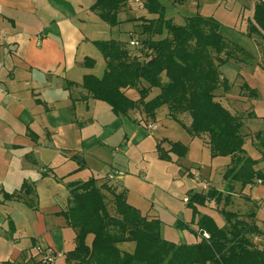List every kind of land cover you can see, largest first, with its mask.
<instances>
[{
    "label": "crops",
    "instance_id": "1",
    "mask_svg": "<svg viewBox=\"0 0 264 264\" xmlns=\"http://www.w3.org/2000/svg\"><path fill=\"white\" fill-rule=\"evenodd\" d=\"M132 1L119 10V23L109 25L91 10L96 0H0V264L37 262V245L56 253V264H67L66 254L75 248L76 233L59 214L69 207L68 184L91 178L117 191L125 189L131 206L161 221L166 241L195 244L201 240L175 225L190 224L193 219L186 206L190 192L225 191L223 174L231 158H212L208 136H191L169 118L166 106L157 110L153 120L138 111L116 116L109 105L89 98L81 87L85 75L101 77L105 71L96 69L106 63L89 47L104 30L114 35L109 39L121 42H127L121 35L130 31L133 36L135 30H142L140 22L132 21L137 18L131 11ZM251 36L255 56L238 44L252 58L227 63L240 69L233 80L221 73L231 90L240 78L241 87L258 92L257 98L245 99L256 118L246 116L242 121L243 131H248L244 149L259 160L264 142V113H260L264 109V39ZM86 57L94 60L92 67L83 66ZM82 66L85 69H79ZM125 93L130 99L138 98L135 89ZM158 93L159 89H152L148 99ZM224 97L219 101L232 113L226 103L229 95ZM179 119L185 126L191 123L187 114ZM145 121L156 123L161 134L147 130ZM163 139L187 146L185 156L171 155V162L159 160L156 146ZM163 146L169 149L167 143ZM75 156L82 159L83 169L78 170ZM195 162L199 163L196 168ZM257 168L264 172V163ZM24 184L31 189L29 195L21 191ZM223 204L212 200L197 206V211L223 227L226 222L219 212ZM231 207L241 215L255 213V224L264 232V184L244 188L235 184L225 209ZM197 220L191 229L197 230ZM93 238L87 236L88 246ZM253 240L264 248V236ZM134 246L124 243L120 248L132 252Z\"/></svg>",
    "mask_w": 264,
    "mask_h": 264
},
{
    "label": "trees",
    "instance_id": "2",
    "mask_svg": "<svg viewBox=\"0 0 264 264\" xmlns=\"http://www.w3.org/2000/svg\"><path fill=\"white\" fill-rule=\"evenodd\" d=\"M128 0H96L91 7L109 25H116L119 10ZM253 16L248 30L264 39V2L255 0ZM145 8L156 19L135 18L140 22L139 45L113 39L96 40L93 44L102 54L106 68L101 77L85 75L81 87L88 97L106 103L116 116H126L138 111L154 119L161 107L168 108V116L191 136H208L211 156L230 157L231 162L223 174L224 192L210 188L202 193H189L186 206L192 210L197 230L190 224L177 222L176 228L189 230L201 240L195 244H175L161 236V221L143 216L127 202L126 190L117 191L106 182L91 178L86 182L68 184L71 199L69 207L59 215L75 230V248L66 254L67 264H264V248L254 243V237L264 236L255 224V213L241 215L227 211L235 193V184L241 188L257 183L264 184V172L257 168L264 163V142L259 160L247 155L242 132L243 121L232 114L217 99L221 88L230 91L228 80L220 67L233 61L243 63L252 57L238 44L223 37L219 23L212 17L196 15L178 26L165 18L166 8L159 0H145ZM163 36V38H160ZM158 37V38H156ZM131 39H134L133 36ZM141 40V41H140ZM94 60L86 57L83 66L92 67ZM67 86H70L67 84ZM135 89L136 100L130 99L125 90ZM152 89L159 93L149 98ZM250 96L258 97L255 89L243 85ZM182 114L190 117L185 126L179 119ZM249 117L256 118L254 113ZM264 122V118H262ZM163 143L169 145L166 150ZM159 160L171 162V155L182 158L187 146L180 142L163 140L156 146ZM78 170L85 166L81 158H73ZM24 184L21 191L31 193ZM106 193L111 195L112 207ZM216 205L226 224L219 227L207 215H199L197 206L208 202ZM30 207L36 209L35 205ZM89 234L94 236L91 246L86 243ZM203 234H207L205 238ZM134 243L132 252L120 245ZM9 264V263H7Z\"/></svg>",
    "mask_w": 264,
    "mask_h": 264
},
{
    "label": "rangeland",
    "instance_id": "3",
    "mask_svg": "<svg viewBox=\"0 0 264 264\" xmlns=\"http://www.w3.org/2000/svg\"><path fill=\"white\" fill-rule=\"evenodd\" d=\"M140 1L141 2L139 1L137 2V0H133L131 2L132 3L131 11L133 16L137 18L143 17L146 19H153L155 15L149 12L145 8V6H143L145 5V1L143 0ZM178 1L180 0H162L166 8L165 11L166 19H171L174 24L178 26H183L185 24L186 19L189 17H193L196 15H200L203 17L205 16L212 17L219 23L220 26L219 32L223 37H225L226 39L230 40L235 44H241L246 49L251 51V53L255 56V49L253 47L254 44L251 38L252 36L248 30L250 21L252 20V16H253V8L256 3L254 0H181L180 2ZM140 33L141 31L138 32V30H135V32L133 33V38L138 40L140 38L139 37ZM131 34L132 32L129 31L124 35H121L120 38L127 40V42L130 43L132 37ZM110 37H114V35H110L109 33H106V30H104L102 35H99L98 40H108ZM144 38L146 37L142 36V38L140 39H144ZM160 38H163V36L159 37V39ZM89 47L91 48L92 51H94L95 55H97L100 59L103 58L102 54L93 43ZM105 68L106 66L99 65L97 66L96 69H105ZM79 69H85V68L82 66ZM236 69L240 70L234 64H225L222 67H220V70H222L226 75V77H228L231 80H233V76L235 75L234 72ZM262 70L264 72V69ZM236 82L237 83L233 85V90H231L230 88V91L225 93L224 90L221 88L219 91L216 92V96L217 99L219 100L224 97V94H228L229 97L228 99H226L227 105L232 109V113L234 115H236L237 117L243 120L246 116L249 117V114L251 113L250 111L251 107L249 106V102L245 101L246 98L251 100V96L248 90L242 89L241 85L243 83L240 78H237ZM260 113H264V109ZM160 127L164 129V126H160ZM158 129L155 130L153 133L161 134V129L160 130ZM242 132L243 134H245V137H248L247 130L244 129L243 131L242 129ZM146 133L148 135L151 134L149 133V131H147ZM163 140L169 141L168 139H163ZM163 140H161L160 142H162ZM247 145L250 146L251 143H248ZM162 147L165 149L163 145ZM112 149L114 150V148ZM198 164H199L198 162H195L194 165L195 168L198 166ZM191 168L194 167L191 166L190 169ZM106 197H107L106 198L107 203L111 208L112 207L111 195L106 193ZM228 210L234 211L232 207L229 208ZM220 218L223 221H225L222 215H220ZM29 264H39V263L32 260L31 262H29Z\"/></svg>",
    "mask_w": 264,
    "mask_h": 264
},
{
    "label": "built area",
    "instance_id": "4",
    "mask_svg": "<svg viewBox=\"0 0 264 264\" xmlns=\"http://www.w3.org/2000/svg\"><path fill=\"white\" fill-rule=\"evenodd\" d=\"M255 1V0H254ZM263 1L264 0H259ZM130 46H138L139 42L137 39H131ZM144 127L147 128L149 131H155L158 129V125L152 121H148L144 124ZM205 238H208L207 234H203ZM36 256H37V263L39 264H56L57 261V255L54 253L51 249H47L41 245H37L35 247Z\"/></svg>",
    "mask_w": 264,
    "mask_h": 264
}]
</instances>
